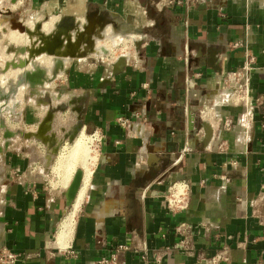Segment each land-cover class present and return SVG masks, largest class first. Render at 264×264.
Wrapping results in <instances>:
<instances>
[{
	"label": "crops",
	"instance_id": "0c3cea01",
	"mask_svg": "<svg viewBox=\"0 0 264 264\" xmlns=\"http://www.w3.org/2000/svg\"><path fill=\"white\" fill-rule=\"evenodd\" d=\"M7 1L24 6L9 13H30L33 21L3 35L9 61L42 44L37 21L50 35L90 18L102 36L94 50L82 44L86 56L62 57L65 69L38 93L24 85L27 99L10 98L13 122L25 132L37 131L49 107L66 109L55 114L46 142L17 135L0 152V252L17 254L13 264H100L126 245L118 254L124 264H264V0ZM22 25L37 37L26 39ZM56 56L10 65L0 82L8 87L34 69L31 61L49 76ZM246 64L244 103L228 76ZM80 123L79 133L98 139L62 243L58 233L75 201L66 207L69 176L54 173L55 161ZM1 139L3 146V132ZM177 184L187 190L185 210L168 205ZM217 255L223 259L212 261Z\"/></svg>",
	"mask_w": 264,
	"mask_h": 264
},
{
	"label": "water",
	"instance_id": "95a60500",
	"mask_svg": "<svg viewBox=\"0 0 264 264\" xmlns=\"http://www.w3.org/2000/svg\"><path fill=\"white\" fill-rule=\"evenodd\" d=\"M88 22L83 25V28L79 29L80 24L77 26H73L69 30H65L64 32L57 30L56 33H54L51 36H47L44 32L40 31V37L42 44L35 48L34 50H30V57H27L19 62L17 61H7L5 63V67L3 68L4 71L8 70L10 65H13L14 67H21L24 68V65H29L30 60L29 58H33L36 55H40L41 53H48L49 55H57L60 56L54 60L52 69H51V75L46 76V70L41 67L40 65H37L36 62L31 61V64L33 65V70H25L22 71V73H19L17 76V79L15 81L10 80V89L9 91H5L2 87H0V99L5 101L3 106H6L5 108H10L8 106V103L10 102V98L13 96V94L17 93L20 87L24 85H28L31 89H33V93H38L36 91V86L41 85L44 86L46 81L52 82L56 79L57 75L65 69V61L62 59V57H79V56H86V48H89L91 50L95 49L96 44V27L92 19L87 18ZM21 24V23H20ZM57 26H60L59 24ZM61 27V26H60ZM23 31H26L28 34L33 35L34 32L26 25H22ZM42 28V23L38 22L36 23L35 29ZM77 29V33L74 35L70 34L69 31L72 29ZM102 36V34H101ZM99 35V37L101 38ZM37 37L35 35L32 36ZM98 37V38H99ZM36 42L37 38L34 39ZM85 43L86 48L84 50H80L82 44ZM37 44V43H36ZM64 46V47H63ZM61 48H64L61 52L59 51ZM13 49H15L13 47ZM18 52H26L28 51V47L24 46L21 48H17ZM36 58V57H35ZM34 78H37L34 79ZM3 89V90H2ZM234 92V90H232ZM66 107L63 105H57V106H51L49 111L47 112V115L44 117L42 122L39 124L38 129L36 132H25L23 130H12L9 129L5 123L4 119L0 120V127L3 130V137H4V145L0 146V152L2 151L3 147L8 148L10 145V142L12 138L16 137L17 135H22L25 137H39L42 139V141H47V136L51 131V123L55 117V114L59 111H64ZM1 112V111H0ZM204 126V131L206 137L212 136V130L208 128L206 125ZM82 130V123H80L73 131L71 135H69L70 142L74 140V138L77 136V134ZM84 172L83 169L79 168L77 169L70 185L68 186L67 190L64 192V196L66 198L65 205L67 208L71 207L77 197L78 191L81 187L82 181H83Z\"/></svg>",
	"mask_w": 264,
	"mask_h": 264
},
{
	"label": "rangeland",
	"instance_id": "374dc122",
	"mask_svg": "<svg viewBox=\"0 0 264 264\" xmlns=\"http://www.w3.org/2000/svg\"><path fill=\"white\" fill-rule=\"evenodd\" d=\"M1 2H3L2 4H0V18H1V21H0V74H1V72L3 71V68L5 67L4 65H5V63H6V61H9L10 59H12V58H14L13 57V55L11 56V55H9V53H8V51H7V48H8V43L4 40V38H3V35L4 34H6V35H8V32H9V30L11 29V28H13V26H14V24L16 25V24H20L19 22H21V23H24V20L25 21H27V23H33V21L32 20H30V19H28L29 17H30V13H23L22 12V14H21V12H19L18 10L17 11H14L13 12V10H11L12 12L11 13H9L6 9L7 8H12V9H15V7H20L21 9H23L24 8V6L21 4V6L20 5H16V6H13L12 4H11V2H9V1H7V0H2ZM3 5V6H2ZM37 10H39V8H37ZM20 17H21V21H19L20 20ZM39 19H41L42 21L44 20V15H41L40 17H39ZM37 22H40V21H37ZM17 28H19V30H20V34H22L23 36H25L26 37V39H28V37L30 36V34H28L26 31L24 32L23 31V29L21 28L20 29V27H17ZM33 29H35L34 28V26H33ZM12 30V29H11ZM16 36V37H18L19 36V34H17V33H15V32H13V34H12V36ZM11 36V37H12ZM120 44L122 45V48H123V50L124 51H126L127 50V48H125L126 47V43L124 42H120ZM109 47H111L112 48V45H110V43H109ZM121 47V46H120ZM41 61V60H40ZM12 80V79H11ZM0 87H2L5 91H9V89H10V83H9V85H8V87H6V86H3L2 84H1V82H0ZM2 89V90H3ZM21 91V92H20ZM19 93V94H18ZM25 92L23 91V90H21V88L18 90V92L16 93V94H18V96L19 97H22V99L24 98V99H27V97H28V95H27V93H26V95L24 94ZM25 95V96H24ZM10 103V102H9ZM9 103H8V105H9ZM6 106H3L1 109H0V120L1 119H4L5 120V123H6V125H7V127L9 128V129H12V130H20V128H19V126H18V124H15L14 122H13V118H12V107L11 108H5ZM49 109H50V107H49ZM49 109L47 110V112L49 111ZM47 115V114H46ZM45 115V116H46ZM3 130L4 129H2L1 127H0V134H1V132H3ZM85 134H87V136H91V134H92V132L91 131H86V133ZM0 141H2V139L0 140ZM91 141V142H90ZM90 141H88L87 142V144H88V146H90V148L92 149L91 150V153H92V151L93 150H95V148H96V144H97V142L94 140V138L92 137L91 138V140ZM69 144H66L65 146H63L62 148H61V150H60V152L58 153V155H57V157H56V161H55V174L56 175H58L60 178H62V179H66L64 176H65V174H66V172H65V166H64V164H63V162L65 163V161H64V155H65V152H66V149L68 148V146H70L71 144H70V139H68V141H67ZM67 146V147H66ZM66 147V148H65ZM63 151V152H62ZM62 153H64V154H62ZM60 155L62 156V158H60ZM61 160V161H58V160ZM59 163H60V165H59ZM63 165V166H62ZM62 167H64L63 168V170H62ZM81 166L80 165H77L76 166V168L78 169V168H80ZM65 172V173H64ZM73 172H71V174H72ZM64 174V175H63ZM68 174V173H67ZM67 174H66V176H67ZM71 174H68V176H69V178L72 176ZM72 178V177H71ZM67 179H68V177H67ZM56 180V179H55Z\"/></svg>",
	"mask_w": 264,
	"mask_h": 264
},
{
	"label": "bare ground",
	"instance_id": "6f19581e",
	"mask_svg": "<svg viewBox=\"0 0 264 264\" xmlns=\"http://www.w3.org/2000/svg\"><path fill=\"white\" fill-rule=\"evenodd\" d=\"M48 7H50V6H48ZM52 8L53 7H51V9ZM63 8H65V7H63ZM56 9H57V7H56ZM54 11H56V10H54ZM47 25H48V23H45L44 24V27L46 28ZM17 31H19V30H17ZM56 31H54L53 33H51L50 35H47V36L53 35L54 33H56ZM39 32H40V29H39ZM12 37L14 38L16 36L13 35ZM38 47H36V48H38ZM34 49L35 48H32L30 50H34ZM59 51L61 52L62 51V48ZM44 53H46V52H44ZM41 54H43V53H41ZM40 55H38V56H40ZM237 99H238V97H237ZM92 137L94 138L95 141L98 139V136L97 135L94 136V135L91 134V136H87V134H85L84 131L81 132V133H78L77 136L74 138V141L72 142V144L70 146H68V148L66 149V152H65V155H64V158H65L64 161H65V163L63 162V164H64L65 168L62 167V170L64 168L66 174L67 173L68 174H71V172H73L71 174L72 175L71 176L72 178L70 177L69 180H67V182H65V184L67 183L66 185H68V186L70 185L69 183H71L70 181H72L71 179H73V177H74V175H75V173L77 171V168H76L77 165H80L83 168V170H84L83 171L84 172V176H83V183L81 184L82 187H80L81 189H79L80 191H78L79 194H77L78 196L75 199L74 207H73L72 211L67 215V217H65V220L63 221V223L61 225V229H60V231L58 233V239L62 243H63V240H65V238L68 236L69 232H71V228L73 226V222H74V217H75L76 210H77V208L79 207V205L82 202V199H83V196H84L85 186H86V184L88 183V181H89V179L91 177V173H92V160H93V159L91 160V158H92L91 157V150L92 149L90 148V146H88L87 142L90 141ZM62 154H64V153H62ZM60 158H62L61 155H60ZM61 160L59 159L58 161H61ZM59 165H60V163H59ZM66 174H65L64 177H66V179H67L68 174H67V176H66ZM175 187H176L175 189H177V191H175V194L176 195H178L179 193H182L184 191V188H185V186L183 184H177Z\"/></svg>",
	"mask_w": 264,
	"mask_h": 264
},
{
	"label": "built area",
	"instance_id": "2783aa9c",
	"mask_svg": "<svg viewBox=\"0 0 264 264\" xmlns=\"http://www.w3.org/2000/svg\"><path fill=\"white\" fill-rule=\"evenodd\" d=\"M238 45L239 43L236 42L235 46H238ZM248 69H249V65L246 64L244 69L234 71L228 76L231 85H233L232 90H234V92L232 94L236 98L235 100L237 102L242 101L244 103H247L249 101V87H248L247 76H246V72ZM187 82H188L189 87H193L195 85L194 77L188 76ZM120 121L123 122L124 124L128 123V120L125 119L124 117H121ZM92 135L95 136V134H92ZM175 188L171 190L168 195L169 207L172 210H177V211L187 209L189 205L188 204L189 200H188L186 188H184V191L182 193H179L178 195L175 194V191H177V189ZM127 249H128V246L119 245L116 248V250L110 254V256L103 257L99 261V263L100 264H124L122 261H120L118 254ZM17 259H18V255L13 252H10L8 250H1L0 252V264H13ZM221 259H223V257L221 255H217L216 257L212 258V261H217Z\"/></svg>",
	"mask_w": 264,
	"mask_h": 264
}]
</instances>
